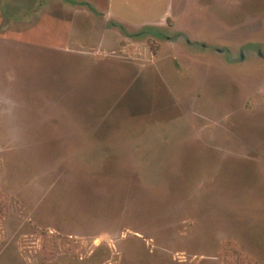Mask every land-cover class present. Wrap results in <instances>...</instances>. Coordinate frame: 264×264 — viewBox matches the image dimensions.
I'll list each match as a JSON object with an SVG mask.
<instances>
[{"label": "rangeland", "instance_id": "374dc122", "mask_svg": "<svg viewBox=\"0 0 264 264\" xmlns=\"http://www.w3.org/2000/svg\"><path fill=\"white\" fill-rule=\"evenodd\" d=\"M0 264H264V0H0Z\"/></svg>", "mask_w": 264, "mask_h": 264}]
</instances>
